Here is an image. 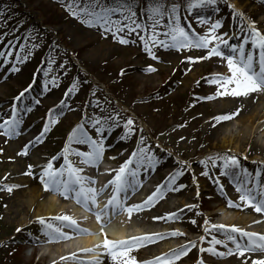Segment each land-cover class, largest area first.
<instances>
[{
    "label": "rangeland",
    "instance_id": "rangeland-1",
    "mask_svg": "<svg viewBox=\"0 0 264 264\" xmlns=\"http://www.w3.org/2000/svg\"><path fill=\"white\" fill-rule=\"evenodd\" d=\"M74 2L0 0V53L5 54L0 56V122L10 116L14 104L18 105L22 119L21 135L7 142L6 137L0 136V185H15L6 181L5 177H9L14 170L26 172L28 164L34 162H38L42 169L53 156L59 157L53 161L54 166L59 168L63 164L62 150L73 127L84 123L89 135L98 138L88 118L118 113L120 126H105L104 158H109L107 165L118 170L137 149L141 136L144 138L141 146L154 157L151 166L145 162L138 169L134 186L120 194L121 200L125 206L140 205L156 191L157 186H164L162 199L142 211L133 212L131 218L127 215L124 221L133 223L135 237L160 234L164 238L146 242L129 255L142 264L187 247V255L174 264H200V261L203 264H242L244 257L233 255L220 258L207 251H199L200 248L212 247L210 242L213 237L225 240L223 232L213 229L212 225H235L244 231L264 235V214H258L251 208L229 207V201L240 203V193L236 191L239 181L231 175H220L222 161L218 160L213 167L209 160V157L217 155H235L241 168L250 174L248 179L251 183L246 186L254 188L258 179L264 188V162L254 160L260 155L247 156L250 154L249 146L245 150H236L239 146L237 142L231 148H222L219 141L223 133L215 131L213 136L208 129L218 100L204 98L215 96L220 90L218 85L210 83L213 76L230 75L226 62L212 57L190 63L185 57L206 56L207 50L178 52L161 47H152V52L159 58L153 60L135 34L127 37L134 43L121 45L111 35L105 38L97 28L82 24L68 10V5ZM167 3L169 6L172 3L179 5L182 26L198 35L207 34L211 25L219 21L222 27L217 29V34L227 33L224 38L232 46H238L246 35L250 37L249 25H254L264 34V0H217L215 5L190 12L187 10L189 0H167ZM146 6L147 0H137L138 15ZM221 48L228 54V48L223 45ZM245 50H253L250 39ZM150 65L157 71L148 72ZM29 85L32 87L23 102H17L14 98ZM36 100L40 103L36 104ZM60 101H64L62 112ZM27 108L32 111H26ZM50 109L59 113L56 116L58 123L50 125L41 143H35L48 123ZM257 109L259 111L260 108ZM128 117L134 119L136 131L122 139L125 134L123 123ZM231 127L236 139L239 135L246 136L241 133L242 130L248 132L239 121ZM249 139L255 147L264 141V129L252 134ZM23 141H26L25 144L29 141L35 143L27 156L17 155L23 149L18 144ZM71 147L88 150L86 146L75 143ZM69 159L73 163L79 160L75 155L69 156ZM81 167L87 168L84 165ZM130 167L135 168V163ZM255 170L261 173L259 178H252ZM205 171L207 176L202 175ZM177 172L182 174L176 178L172 188L179 190H171L167 182ZM111 174L115 175V171ZM243 180L241 176L240 181ZM139 185L145 186L146 190L140 191ZM16 188L11 193L0 191V264H48L49 259L39 261L40 249L50 247L49 251L59 252L57 250L61 248L44 241L47 229L38 218L35 219L38 223L36 227L30 223L20 224L16 209L20 212L25 207L16 200ZM105 191H109V187ZM49 196L60 207L56 217L67 215L72 218L73 209L81 208L73 199H64L51 192ZM170 213H175L177 218L167 219ZM82 219L87 221V217ZM45 220L54 226L66 223L56 219L54 222ZM17 228L21 231L17 232ZM205 228L209 232L206 233ZM173 232L183 235L172 236ZM235 235L241 244L247 242L238 233ZM202 236L203 241L200 240ZM226 243L230 248L235 247L231 242ZM214 247L221 252L227 251L222 245ZM246 256L255 259L264 257V254ZM77 258L75 255L74 260ZM98 258L102 264H113L109 256Z\"/></svg>",
    "mask_w": 264,
    "mask_h": 264
},
{
    "label": "snow or ice",
    "instance_id": "snow-or-ice-1",
    "mask_svg": "<svg viewBox=\"0 0 264 264\" xmlns=\"http://www.w3.org/2000/svg\"><path fill=\"white\" fill-rule=\"evenodd\" d=\"M217 3V0H189L187 10L190 12L192 9L212 6ZM70 14L78 19L82 24L88 27L97 28L101 35L107 38L108 35L116 40L121 45H127L134 43L135 41L129 40L127 37L135 34L137 38L143 42L144 50L153 60L159 58L152 52V47H161L164 49H174L178 52L190 51L193 49L207 50L206 56L200 57H185V59L194 63L198 60L206 58L219 57L222 61L226 62V66L230 75H216L210 80V83L218 85V90L215 96L205 97L204 99L212 100L220 96H232V97H247L252 93H264V34H261L254 25H249L250 37L246 35L243 41L238 46L229 45L228 40L224 38L227 33L223 35L217 34V29L222 27V24L217 21L211 25L209 32L203 36L196 34L194 31H188L182 26L180 17L178 15L179 5L172 3L170 6L167 0H147V6L137 12V0H75L74 4L68 5ZM203 23V21H201ZM163 37V38H161ZM250 43L253 50L246 51L245 45ZM221 45L229 49L228 54L222 50ZM10 54V53H9ZM5 55L0 53V56ZM19 69H14L18 71ZM148 72H155L157 68L149 66ZM123 75V71L121 72ZM31 85L28 88L22 90L14 99L17 102H23L25 94L31 89ZM75 87V86H74ZM72 91V89H70ZM36 104L40 101L36 100ZM61 105V112L64 106V101L59 102ZM26 111L31 112V108H27ZM239 110L235 113L225 114L215 117L217 123L232 119L234 115H238ZM59 113L53 109L49 110L48 123L44 125V130L40 136H37L35 143H41L42 137L46 132L50 130V125L58 123L56 116ZM119 114L112 116H95L88 118L91 123V127L95 130L98 138H93L86 130L84 123H78L72 128L68 135L67 142L62 150L61 156L63 158V164L57 168L54 166L53 161L59 159L57 156H53L47 163L42 166L40 181L45 191L59 195L64 199H73L75 202L82 206L85 211H88L95 215L97 222L100 224L99 234L102 236L100 243L96 244L94 248L82 249L85 253H97L93 259L89 260L87 264H101V260L98 258L101 255H107L113 261V264H141L134 257L129 254L139 247L143 246L146 242H152L154 240L163 239L160 234L145 235L142 237H131L128 239L113 240L108 238V234L105 229L108 224L111 223L112 215H118L121 213H127L129 218L133 212L142 211L145 208L154 205L156 201L162 199L164 193L162 191L164 186H157L155 192H153L147 200L140 205L125 206V203L121 200L120 194L126 192L129 187L134 186V181L138 175V169L145 165V162L149 166L154 163V157L148 153V150L141 145L144 144V138L141 136L137 145V149L133 151L130 157L124 161V163L115 171V176L112 180L104 186L103 189L97 190L94 185L95 180L84 175V167L81 165L98 168L100 163L104 159L105 145H104V133L106 131V125L108 128L119 127L120 120ZM22 119L18 105L14 104L11 109V114L8 118L3 119L0 122V136L6 137V141L13 137L21 135L20 126ZM124 137L127 138L135 133V121L133 118L128 117L123 123ZM143 132V129H140ZM35 143L29 141L24 145L23 149L17 153L20 156H27L29 149L35 147ZM79 144L87 147V151L75 150L71 145ZM2 152V149H0ZM75 155L79 158L77 163H73L69 159V156ZM115 159V157H112ZM245 159H247L245 157ZM213 167L217 165V161H222L221 172L222 176H233L239 181L236 186V191L240 193L239 204H233L228 202L229 207L242 208L247 207L253 209L258 214H264V188L261 187L259 180L257 179L256 186L247 187V184L251 183L248 179L249 173L241 168L240 161L235 155H217L216 157H209ZM135 163V168L130 167ZM202 163H205L202 161ZM34 165L28 164L27 171L24 175H33ZM181 172H177L167 182V186L171 190L172 185L175 184L176 178L181 175ZM260 172H256V177L259 178ZM202 175L207 176L208 172L205 171ZM243 176L244 180L240 181V177ZM6 179V177H5ZM219 183V181H216ZM112 187V195L108 199L107 203L102 209L96 211L99 207L98 197L107 189ZM18 185H0V191H7L11 193ZM221 191H223L221 186ZM198 194V193H197ZM191 208V205H186ZM175 213H170L167 217L169 220L176 219ZM39 223L47 229L46 235L49 238V242L69 240L72 236L65 233L62 227H68L74 234L94 236L97 233L90 232L87 229L79 227L77 221L70 216L63 215L57 216L54 219L67 222L62 224V227H55L51 223H47L45 218L39 217ZM155 219H160L156 217ZM195 223V221H192ZM207 220L205 224H207ZM213 229L222 231L225 236V240H218L215 237L211 240L212 247L207 249L200 248L201 253L207 251L210 255H214L220 258L236 255L238 257H244L242 264H248V260H251V264H264V257L253 259L246 254H264V235H260L254 232H247L243 229L236 227L235 225L226 226L223 224L212 225ZM17 232L21 229L17 228ZM205 232H209L208 228H205ZM239 234L241 238H246L247 242L241 244L235 234ZM172 236L183 235L180 232L171 233ZM203 241L204 237H200ZM226 241L235 245L234 248L228 247ZM222 245L227 251H218L214 246ZM195 247V244H192ZM189 249L182 247L179 250H174L170 254H164L163 256L156 257L152 261L142 262V264H174L176 260H179L182 256L187 255ZM75 253L71 257H61V260L68 261L74 260ZM78 264H84L83 261ZM203 264V261H200Z\"/></svg>",
    "mask_w": 264,
    "mask_h": 264
},
{
    "label": "bare ground",
    "instance_id": "bare-ground-1",
    "mask_svg": "<svg viewBox=\"0 0 264 264\" xmlns=\"http://www.w3.org/2000/svg\"><path fill=\"white\" fill-rule=\"evenodd\" d=\"M231 5L237 8L235 3L231 2ZM217 100L218 102L215 104V116L213 117L208 129L211 131L213 136L215 131L223 133V137L219 141L221 147L231 148L233 144L237 142L239 146L236 147V150L241 151L242 149L245 150V148L249 146L250 154L247 156H252L255 153H258L260 156L258 155L259 157L254 158V160L260 161V163L264 162V141L258 143L255 147H252V142H250L249 139L251 138L252 134H255L257 131L261 132L264 129L263 94L252 93L246 97V100L242 96H220L217 98ZM257 107L260 108L259 111ZM237 110H239V114L234 115L232 119L221 121L219 123H217V121L214 119L215 117L220 115L235 113L237 112ZM235 121H239L242 127H246L248 129V132L246 130L241 131L243 135H246L245 137H242L241 135H239L237 139L233 137L234 133L231 126L235 124ZM208 129H206V131ZM25 143L26 141H23L18 145L20 148H23ZM108 159L109 158H104L98 168L87 166L83 173L96 181L94 187L97 190L103 189L104 186L107 185L108 182L115 176L111 174L112 171H110L114 170V167H110L107 165ZM32 165H34V176L24 175V171L22 170H14L11 174H9V177L6 178V181H11L15 185L19 186L15 191V195L17 197L16 200L23 203V206L25 207L20 212L18 211V208L16 209V213L18 214L19 220L21 222L20 224L22 225L24 223H30L33 227H36L38 223L35 221V219L39 217H44L49 221L54 222V217H56V214L60 207L55 202V200L51 196H49L50 192L43 189L39 178L41 174V167L38 165V162H34L32 163ZM256 172L257 170L252 172V178L256 177ZM110 188L111 186H109V191H103V193L99 195V207L96 209V211L102 209L112 195V190H110ZM139 190L145 191L146 188L143 185H139ZM80 207L81 208L77 207L73 209L74 212L71 215L72 218L77 221L79 227L87 229L90 232L97 233V235L88 236L74 234L70 228L59 226L61 225V223H59V225L55 227H62V230L65 233L72 236V239L49 242V238L46 235L45 231L43 235V238H45L44 241L46 243H53L55 247H60L61 249L57 250L59 252H55L56 250L49 251L48 249H50V247H43L42 249H40L41 254L39 256V261L43 259H49L48 264H78V262L83 261L84 264H87L89 260L94 258L95 255L93 253H85L84 251H82V249L94 248L96 244L100 243V241L102 240V236L99 234L100 224L97 222L95 215L88 211H85L82 206ZM245 208L248 209L247 207ZM127 215V213H121L119 214V216L112 215L111 223L105 229L109 239L118 240L135 237L136 231L133 230V223L131 224L130 222H124ZM82 217H87V221L84 222ZM160 231L164 232L165 230ZM73 253H75L78 258L72 263H66V261L61 260V257H71ZM100 257L106 258L107 255H101Z\"/></svg>",
    "mask_w": 264,
    "mask_h": 264
}]
</instances>
